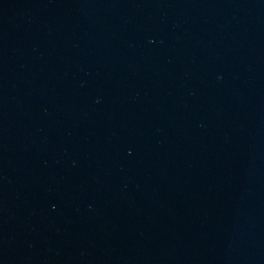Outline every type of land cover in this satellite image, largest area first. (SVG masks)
<instances>
[{
	"label": "water",
	"instance_id": "water-1",
	"mask_svg": "<svg viewBox=\"0 0 264 264\" xmlns=\"http://www.w3.org/2000/svg\"><path fill=\"white\" fill-rule=\"evenodd\" d=\"M0 264H264V0H0Z\"/></svg>",
	"mask_w": 264,
	"mask_h": 264
}]
</instances>
